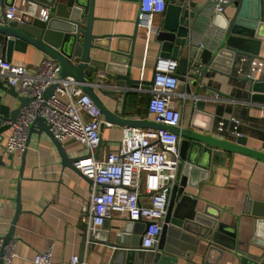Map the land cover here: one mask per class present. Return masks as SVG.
<instances>
[{"label":"water","instance_id":"95a60500","mask_svg":"<svg viewBox=\"0 0 264 264\" xmlns=\"http://www.w3.org/2000/svg\"><path fill=\"white\" fill-rule=\"evenodd\" d=\"M23 1L27 4L24 13L17 21L7 22L4 9L13 5V2L0 0V60L11 62L13 50L25 51L27 46H30L45 57L54 60L59 66L61 77H70L79 84L82 92L87 94L102 112L104 122L101 128L105 123H109L122 128L163 129L181 138L179 168H177L175 185L169 194L156 252L140 250L141 236L146 223L127 221L112 241L109 237L104 241L106 246L112 248L109 264H162L167 261L166 256L173 253L167 247L168 242L173 238L188 240V237L181 236L179 231L190 232L198 239L197 242L206 241L224 247L219 241L223 237L224 228L219 222L220 210L207 205L201 212L196 211V200L186 189L196 188L197 185L192 182V178L195 177L198 168L201 167L204 172H209L214 165L220 164L219 158L228 159L234 153H240L264 162V154L245 148L244 139L241 137L235 141L214 137L211 121H208L205 127L195 126L196 118L206 115L205 100H198L192 95V86L196 82L201 85L208 73L236 79L233 71L238 57L260 58L259 46L261 40H264V0H232L224 5L222 13H216L213 3L208 1L199 8L189 0H165V9L160 14L153 40L157 43L159 59L176 61V78L180 82V91L191 100V124L184 129L167 127L144 119L136 120L134 116H127L124 112L127 96L135 93L139 87L149 88L154 79V72L148 82L134 78L132 57L138 30L137 21L136 32L129 38L130 50L123 51L119 47L111 50L105 44L108 36L96 35L93 32L96 21L94 17L96 0ZM37 7L48 10L47 22L41 21L34 15ZM228 7L234 10L231 15L225 13ZM202 32L206 33V38L203 51L198 52ZM93 51L105 52L107 57L100 58ZM201 61L205 62L202 68H200ZM239 81L248 83L250 101L264 104V77H245ZM94 85L100 86L101 94L114 102L112 110L100 100L94 91ZM205 88L208 90L207 97H211L214 93L222 96L216 90L206 86ZM54 89L55 86L47 89L44 98L53 94ZM0 92H2L0 95L1 138L2 132L9 130L5 122L13 121L18 116L20 108L28 104V98L20 97L18 92L2 79H0ZM119 96L122 97L120 109H118ZM10 100L18 103L15 109H11ZM49 129L43 118H36L28 127L26 145L29 146L31 134H45L55 146L61 164L83 177L74 167L78 158H71ZM101 142L100 136L99 145ZM25 153L26 149L21 154L22 162ZM16 203V216L9 233L4 236V243L10 241L14 233V225L20 212L19 198L16 199ZM212 209L214 214L210 212ZM242 213L251 215L256 220V232L250 240V248L255 251L238 252L239 264H264V206L255 204L251 213L247 210ZM99 231L90 237L91 241L100 236ZM208 249L215 250L212 246ZM227 249L233 251L235 247L228 246ZM0 264L5 263L0 259Z\"/></svg>","mask_w":264,"mask_h":264},{"label":"crops","instance_id":"0c3cea01","mask_svg":"<svg viewBox=\"0 0 264 264\" xmlns=\"http://www.w3.org/2000/svg\"><path fill=\"white\" fill-rule=\"evenodd\" d=\"M11 1L16 8V17L19 18L27 4L23 0ZM189 1L194 2L199 8L206 2L205 0ZM41 10L43 9L40 7L35 9L34 15L37 18ZM225 10L228 15L234 11L230 7ZM138 14L137 0H96L94 7L96 21L93 32L96 35H107L108 40L105 44L111 50L119 47L123 51H129L131 48L129 38L136 32ZM160 17V15L155 16L148 41L142 31L136 32L132 71L134 78L142 82L152 79L156 61L159 59L158 47L153 35ZM205 38L206 33L202 32L198 52L203 51ZM93 53L98 54L100 58L107 57L105 52L93 51ZM258 54L264 59V40H261ZM43 58L45 56L40 51L30 46H27L25 51L13 50L11 54L13 64L28 69H36ZM241 58L250 59L240 56L238 60ZM201 62L200 68L205 63ZM239 67L245 69L246 65L236 63L233 71L236 79L208 73L201 85L196 82L192 86V95L198 100H205L206 114L198 116L194 124L205 127L208 121H211L213 136L223 139L224 134L215 131L216 123L233 117L240 122L239 130L241 138L244 139V147L264 154V104L250 101L248 83L239 81L245 76L236 75ZM205 86L218 91L222 96L214 93L211 97H207L208 90ZM93 88L100 100L112 110L114 102L101 94L100 86L94 85ZM177 92L182 93L180 82ZM148 98L149 95L142 91L130 93L125 102V114L134 116L136 120L153 122V116L146 109ZM121 101L122 97L119 96L118 109ZM17 106L15 100H10L11 109ZM178 109L181 114L179 127L184 129L191 124V100L186 98L184 101H179ZM122 131V127L105 123L100 129L102 142L95 157L101 158L106 153L115 152L122 138ZM8 135L9 130L2 132L0 138V234L2 236L9 233L16 216V199L19 198L20 202V212L11 239L15 242L14 250L17 256L11 264H33L32 259L36 254L49 249L52 251L53 264L68 261L72 256H78L84 264H109L112 248L106 246L104 241L107 237L112 241L127 221L123 217L113 216L99 231L100 236L91 241V236L86 233L81 221L88 215L91 190L89 179L77 175L61 164L55 146L45 134H31L23 162L21 157L19 159L5 152L4 144ZM225 139L235 141L234 138ZM62 145L71 158H79L86 154L84 147L75 141L69 140ZM218 161L220 164L214 165L209 172H204L201 167L198 168V172L192 178V182L197 185L196 188L186 190L196 200V211L201 212L207 205L220 210L219 222L224 228L223 237L219 241L224 247L234 246L235 249L231 251L206 241L197 242L198 239L190 232L179 231L181 236L188 237V240L171 239L167 247L173 253L167 255V261L162 264H239L238 252L255 251L250 248V240L256 232V220L242 212L247 210L251 213L255 204L264 206V162L240 153H234L228 159L219 158ZM141 197H144L143 192ZM210 212L214 214L213 209ZM210 246L215 250L209 251ZM156 250L155 247L152 252L155 253Z\"/></svg>","mask_w":264,"mask_h":264},{"label":"built area","instance_id":"2783aa9c","mask_svg":"<svg viewBox=\"0 0 264 264\" xmlns=\"http://www.w3.org/2000/svg\"><path fill=\"white\" fill-rule=\"evenodd\" d=\"M205 1L213 3L216 13H222L224 5L232 0ZM165 4V0H138L137 29L143 32L146 41L155 16L164 11ZM4 17L7 22L19 19L13 5L5 8ZM38 18L47 22L48 10H41ZM237 62L246 65L245 69L237 68V76L264 77V59L241 58ZM176 68V61L157 59L152 85L147 89L139 87L136 92L149 95L146 109L154 123L179 129L178 104L188 96L177 92ZM0 79L13 87L20 97L28 98V104L20 108L18 116L5 122L9 127L5 152L20 159L27 146L28 127L36 118H43L58 142L75 141L86 150V154L74 163L75 169L92 182L88 215L81 219L86 233L94 235L113 216L130 222L141 221L146 226L140 249L154 251L179 168L180 136L163 129L126 127L117 150L97 158L95 154L104 122L102 112L78 83L59 75V66L54 60L45 57L36 69L0 60ZM52 86H55L53 94L44 98V93ZM239 127L240 122L230 117L218 121L215 131L225 138L237 139L241 137ZM142 192L144 197H141ZM14 246L13 240L4 243V236L0 234V259L5 264H11L16 258ZM51 252L49 249L36 254L32 263L53 264ZM57 264L84 263L78 256H72Z\"/></svg>","mask_w":264,"mask_h":264}]
</instances>
